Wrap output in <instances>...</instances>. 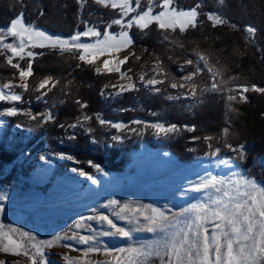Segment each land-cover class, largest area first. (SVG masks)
Here are the masks:
<instances>
[{
	"label": "rangeland",
	"instance_id": "1",
	"mask_svg": "<svg viewBox=\"0 0 264 264\" xmlns=\"http://www.w3.org/2000/svg\"><path fill=\"white\" fill-rule=\"evenodd\" d=\"M161 5L162 0H151L153 14L164 10ZM146 7H148V0H142L141 8L143 9ZM172 7H175L177 10L190 9L182 7L176 0H173ZM124 19L127 20L128 18L125 17ZM22 22L29 25L24 21ZM89 27H91V25L87 28ZM36 28L49 35L64 38L60 35H53L51 32H47L40 27ZM87 28L80 32L86 31ZM94 28L99 31L101 35L99 37L81 36V43L96 45L97 40H104V32L106 30L117 37L120 33L119 31H110L106 28L103 29L97 26ZM177 29L179 30L178 27ZM255 29L256 32L254 35L245 32V29H243L246 41L250 45L253 44V46L257 45L256 43L258 42V30L257 28ZM167 34L172 43L169 44L168 42H164L163 37L165 33L161 31L162 43L170 50L176 48L178 51L181 50V52L184 53L176 56L173 60L176 70L182 73L178 82L175 83H183V77L188 74V71H192V67L188 66L186 70H182L180 65H184L188 59H195V52L197 51L186 50L184 46L180 47V42L175 38H171L169 32ZM70 37L71 36L65 37L64 39ZM13 39L12 37H7L6 42H12ZM110 43L115 44L116 41H110ZM96 47H103V45H96ZM129 51L133 50H122L117 55L122 58L128 55ZM8 55H10V53H8ZM157 58L156 54L149 52L145 59L139 63L135 73H132L133 70L129 73L133 81L139 85L138 88H141L149 95H154L156 92L151 90L150 86H145L142 81H139L138 77L141 73L148 72ZM104 59H113V56L107 54L100 56L96 63L91 65L94 73H96L95 68H102V61ZM17 60L18 58L14 59L13 63H16ZM27 62L28 58L19 61L20 65L24 63L21 67H26ZM8 66L9 73H3V75L0 76V86L9 81L13 84L23 83V81L19 79L18 70L12 68L9 64ZM209 67L212 66L209 65ZM131 68L129 67L128 69ZM128 69H122V72ZM205 72L209 75V79L208 82L201 87V92L213 93L215 91L209 90L213 82L211 80V75L206 70ZM100 74H104L103 68ZM108 75L110 76L108 77L109 81H106L99 89L100 100L103 102L105 108L113 113V115H116L118 112L117 107L114 106L116 100L126 91L118 95L116 93L120 85H127L129 81L126 78L121 79L118 73H111ZM48 76L50 75L41 76L37 74L35 77H32V79L28 78V91H24L20 88L13 89L12 91L15 93L22 94V100L18 102L9 100L0 101V112H4L7 108L15 106L19 109L31 110L33 114L40 113L34 110L32 104L44 100L45 96L41 99H37L40 93L34 89L38 87L42 79ZM147 78H151V73H149V76H146V79ZM218 81L219 79L217 78V82ZM196 82L195 80V84ZM106 85L108 87H105ZM112 85H116L117 88L111 87ZM156 87H158V85ZM244 88L247 87L244 86L236 89L243 92ZM169 90L170 91L165 95V99L167 103L171 104L170 108L172 110H158L150 114L148 118L139 121L146 123L160 122L165 125H172L166 122L164 118L169 117L172 112L183 113L190 110L197 100V96L195 98L185 94L187 89L179 87L174 89L169 87ZM26 96H29L31 101H29ZM169 97L174 98L169 99ZM83 116L88 115L84 111H81L75 119L68 123L51 121V123L46 125L47 131L45 130L40 136L36 137V139L32 140L31 135H29L27 141L21 145L20 154L17 155L18 157L15 159L14 163L5 165L4 168H2L0 172V195L6 196L7 199L0 201V204H3L4 208L3 212H0V225L3 226V231L5 232H8L11 227L34 233L37 240L50 239L57 233H67L68 236H71L73 232H78L80 235H92L93 231H89L87 225H91L96 233L101 231H113L106 223L102 225L95 220L82 222L84 226L80 229L73 228V225H75L80 217H88L103 213L108 215L110 219H113L114 223L119 227L130 230L131 236L128 238L120 236H98V242L94 241L92 245L78 243L77 239L61 240L55 246L45 248V256L48 264H68V261L64 258L65 255L72 258L74 264H86L87 261L95 262L106 260L112 261L113 264H115L114 257H119L122 264H130V262L136 260V255L130 251L131 249L138 248L142 245H154L159 239L156 233L133 230L139 227V225L135 224L134 218L138 217L143 224L146 223L144 217L151 215L152 208L160 209L171 217L174 213L192 204L206 201L208 196L205 193L189 190L193 183H196L200 178L206 175L210 174L217 177H224L233 181L244 177L254 180L258 188L264 189L262 183L248 175L232 157L221 152L217 155H212L211 153L214 149L209 147L210 142L207 143L206 140H204L205 146L195 144V147L192 146L188 148L189 154L191 153L190 160L188 162H182L166 147H159L157 145L154 147L148 146L144 141L145 136V138L153 140L156 144L165 146L170 140L171 135L176 134V132L168 135H157L151 128L136 133L130 132L127 129L117 130L115 128L113 130L112 127L107 124L101 125L98 121V117L105 121H111L112 123H122L129 128H136L138 130L143 128V125L132 123L137 120L129 121L127 119H118L114 121V116L110 118L106 117L104 112L98 113L96 118L98 124L103 127V130L106 132V139L110 140L108 141L109 145L123 142L126 138H131L133 143L140 144V147L129 154L123 171L117 172L109 170L101 164L98 165H100L103 171H97V169L92 166V164H95L92 161V164H89V161L86 162V164H82L79 159L72 156L66 149H63L66 145L71 144V137L75 131L77 132L79 129L88 137L90 143H94L95 145V141L90 135L92 132V121L90 119L82 121ZM11 119L15 121L12 126H7ZM78 120L82 121L83 126H77L76 128L69 127V125L77 123ZM0 121H3V123H0V142L4 141L6 146L10 147L12 145V137H14L15 133L24 130L23 135L24 133L27 134L34 120H30L25 115H0ZM61 125H63V127H61ZM183 128L190 131V127L186 125H184ZM89 129H91V131H89ZM5 130L9 132L6 138H4ZM114 136H119L121 138L113 139ZM67 157H71V159ZM218 160H231L232 163L229 165H222L218 163ZM262 162H264V158L259 160V164L264 169V163ZM23 168L27 169V174L22 172ZM73 169H77V171H73ZM79 170H83L96 177L99 183L92 184L86 176L80 174ZM226 187H230V185H226ZM241 190L243 191L244 189L242 188ZM253 195L259 197L260 192L256 191ZM110 200H116L120 203L119 205L108 206ZM120 205H127L129 209L128 215L133 220L132 223H129L128 220H121L114 215L115 212L119 211ZM140 213L143 215H140ZM208 227L209 231H211V225H208ZM12 235L14 239H19L17 233H12ZM65 245H69L70 247H66ZM90 246L108 248L113 250V253L111 255L89 253L88 256L85 257L84 251ZM120 249H124L125 251L119 252L118 250ZM0 260L11 262L19 261V264H28L27 258L12 253L0 252ZM146 264H160V259L158 257H150Z\"/></svg>",
	"mask_w": 264,
	"mask_h": 264
},
{
	"label": "trees",
	"instance_id": "2",
	"mask_svg": "<svg viewBox=\"0 0 264 264\" xmlns=\"http://www.w3.org/2000/svg\"><path fill=\"white\" fill-rule=\"evenodd\" d=\"M176 1L184 8L199 4L198 11L201 14L197 28H190L184 33L178 29L175 32L170 31L171 38L177 39L186 50H195L206 55L209 65L214 66V71L220 72L218 79L226 80L227 84L221 86L223 91L202 93L201 87L208 82L209 75L205 71L200 73L195 78L198 95L192 108L183 113L172 112L169 117L164 118L169 124L178 126L176 134L171 135L165 146L156 144L145 136L144 141L148 146L166 147L178 160L188 162L191 156L188 148L195 144L205 146L204 137H213L214 139L207 141L212 145V149L219 147L221 153L235 159L248 175L259 180L264 186V169L259 164V160L264 158V93L255 91L252 87L254 85L264 88V0H223L222 4L218 0ZM21 13L23 21L29 25L64 38L83 31L90 25L110 31H127L133 40L130 49L141 57L139 60L130 58L122 65V69L132 66V73H135L139 63L149 52H153L163 61L167 79L163 85H158L161 91L149 95L136 84L134 90L122 93L116 100L114 106L118 112L113 115L105 108L99 94L101 86L109 81L108 74L94 73L91 65L76 58L75 51L61 55L49 48L29 49L43 53L33 61L32 77L37 74H49L59 81L47 92L44 100L32 104L34 110L40 113L50 112L54 117L52 121L57 123H68L81 111L91 117L90 135L95 145L90 143L88 137L79 129L71 137L69 148L66 145L63 149L79 159L82 164L92 161L109 170L123 171L129 154L138 149L140 144L126 138L123 142L109 145L110 140L106 139V132L98 124L97 114L104 112L106 117L114 116V121H133L144 120L158 110H170L171 104L166 102L165 95L170 91V83L178 82L182 76V73L176 70L173 60L184 53L176 48L170 50L162 43L161 30L154 22L144 31L136 26L122 28L115 24L107 28L112 20L120 17V13L116 9L95 3V0H85L83 6L78 4L77 0H0V29H7L11 20ZM208 13L220 15L225 23L213 27V22L207 19ZM246 26L257 28V45H250L246 41L243 30ZM7 55L8 53L0 55V76L9 73V66L5 61ZM77 64L80 66L77 67ZM244 86L248 91L243 93L246 99L241 100V92L236 88ZM229 95H235L237 99L228 101ZM77 100L85 103L86 107L81 108ZM14 121L9 120L7 126H12ZM48 123L51 121L40 124L34 120L29 129L30 133H24V136V130L17 131L12 137L10 147H7L4 141L0 142V172L5 165L14 163L27 137L31 135L32 140L36 139L47 129ZM184 125L190 127L189 130H194L187 131L183 128ZM224 128L229 129L227 135L223 134ZM8 133L5 130L4 138ZM226 144H231L232 149L226 147ZM241 152L243 158L240 156ZM22 172L27 174V169L23 168Z\"/></svg>",
	"mask_w": 264,
	"mask_h": 264
},
{
	"label": "snow or ice",
	"instance_id": "3",
	"mask_svg": "<svg viewBox=\"0 0 264 264\" xmlns=\"http://www.w3.org/2000/svg\"><path fill=\"white\" fill-rule=\"evenodd\" d=\"M85 0H77L78 4L83 6ZM219 3H223V0H218ZM95 3L103 5L104 7H111L119 11L120 18L114 19L107 28H111L113 24L121 25L122 28H131L133 26L138 27L141 31H144L155 22L158 29L165 33L164 42L172 43L168 32H175L177 27L181 33L188 31L190 28L195 29L198 26V17L201 14L198 9L200 5L197 4L188 10H177L172 7L173 0H162L163 11L153 14V8L151 6V0H148V7L141 8L142 0H95ZM134 4V6H133ZM41 14L42 11H41ZM132 14V15H129ZM128 19L125 20L124 18ZM207 19L212 21L213 27L225 23V20L216 13H208ZM23 14L21 13L17 18L11 20L7 29H0V55L6 56L7 63L18 70L19 79L23 83L13 84L11 81L0 86V101L9 100L18 102L22 100V94H17L12 91L15 88L29 90L28 78L33 76V61L36 56L43 55V53H36L30 48H49L58 51L61 55L64 53H77L76 58L80 62L87 63L88 65H94L100 56L109 55L113 56V59H104L102 61V68L104 74L118 73L121 79L126 78L129 83L127 85H120L117 91V95L124 92L134 90L136 83L129 73L132 69L123 71L121 66L126 64L130 58L135 60L141 59L136 55L134 51H129L128 55L120 58L117 54L122 50L130 49L133 45V40L129 36L127 31H121L117 36H113L107 30L104 32V40H97L96 45H103V47H96L93 44L81 43V36L99 37L101 33L94 27L87 28L84 32H77L75 35L68 39L61 38L59 36H52L48 33L36 28L35 26H29L23 22ZM245 32L249 34H255L256 29L251 26L245 28ZM7 37L14 38L12 42H6ZM110 41H116L115 44ZM183 47V45H179ZM195 52V50H193ZM16 63H13L14 59H17ZM28 58L27 66L21 67L19 61H23ZM171 59V57H169ZM80 65L77 64V67ZM188 66H192L194 71H188V74L183 77V83H170L171 88H183L187 89L186 95L196 97L198 95L197 85L195 84V78L205 70L211 75L210 89L212 91H223L222 85L227 84L226 80L220 79L217 82V78L220 76V72L214 71V66L209 67V60L206 55L200 52H195V59H188L184 65H180L182 70H186ZM101 67L95 68L96 73L100 74ZM151 73V78H147ZM161 77V78H157ZM139 81H142L145 86H150L151 90L160 92L161 89L156 87L157 85H163L167 79V75L163 68V61L158 57L153 63V66L148 72L141 73L138 77ZM59 83L58 80H54L53 77L48 76L42 79L38 87L34 90L39 92L40 95L37 99L47 95L48 91H51ZM71 83V82H69ZM51 85V86H49ZM105 87H108L107 85ZM111 87L117 88L116 85ZM255 91L264 93V88H258L252 86ZM7 90V91H5ZM248 91V88H244L243 92ZM243 92L240 94V99L245 100ZM174 97H169L173 99ZM228 101H235L237 97L235 95H229ZM77 103L81 108H85L86 104L77 100ZM231 107V105H229ZM0 115L17 116L25 115L30 120H36L38 123L43 124L54 120V117L50 112L48 113H36L33 114L31 110L19 109L15 106L7 108L4 112H0ZM91 117L83 116L82 121H87ZM81 120L77 123L69 125L71 128L77 126H83ZM98 121L101 125H109L117 130L127 129L130 132H143L148 128L155 131L157 135L177 132L178 126L175 124L165 125L160 122L146 123L142 121H133L134 124H142L143 128H129L122 123H112L111 121H105L98 117ZM3 123V121H0ZM63 127V125H61ZM194 130V129H190ZM91 131V129H89ZM223 134L229 133L228 128H224ZM119 136H114L113 139H120ZM194 139H199L195 138ZM206 141H211L213 137H204ZM226 147L232 149L231 144H226ZM209 147H212L209 144ZM235 150V149H234ZM220 148L217 147L211 153L217 155L220 153ZM243 158L242 152L240 153ZM71 159V157H67ZM219 164L229 165L231 160H218ZM264 163V162H262ZM89 164H92L89 161ZM97 171L102 172L103 169L98 164H92ZM77 171V169H73ZM81 175L86 176L92 184H98L99 181L96 177L79 170ZM106 175V173H105ZM235 175V174H233ZM230 185V187H226ZM244 189L243 191L241 189ZM190 191L203 192L208 196L206 201H200L192 204L174 213L169 217L164 211L160 209L152 208L151 215L145 216L144 221L136 217L135 224L139 227L133 229L135 231H147L150 233H156L159 236L158 241L154 245H142L138 248H133L130 251L135 253L136 260L130 262V264H146L150 257H158L160 264H264V189L258 188L254 180L241 177L238 180H231L224 177H217L214 175H206L200 178L199 181L193 183L190 186ZM259 191L260 195L257 197L253 195L254 192ZM7 199L6 196L0 195V201ZM119 201L110 200L108 206L119 205ZM3 204H0V212H3ZM129 209L127 205H120L119 211L114 215L121 220H128L132 223L133 220L128 215ZM140 215H143L140 213ZM88 220H95L99 223L107 224L113 231H101L96 233L91 225H87L89 231H93L92 235H80L78 232H73L71 236L67 233H57L47 240H37L36 235L31 232L24 231L22 229L11 228L8 232L3 231V226L0 225V252L12 253L17 256H23L27 258L28 264H48L45 256V248L55 246L61 240L77 239L78 243L85 245H92V242H98V236H120L128 238L131 236V231L124 227H119L114 223L113 219H110L108 215L103 213L99 215H93L88 217H80L79 220L73 225V228L80 229L84 226L82 222ZM208 225H211V231H209ZM12 233H17L19 239H14ZM70 247L69 245H65ZM124 252V249L118 250ZM89 253H103L105 255H111L113 250L108 248H101L96 246H90L84 251V256L87 257ZM64 258L68 261V264H74L72 258ZM115 264H122L119 257H114ZM0 264H19V261L11 262L6 260H0ZM86 264H113L112 261H87Z\"/></svg>",
	"mask_w": 264,
	"mask_h": 264
}]
</instances>
